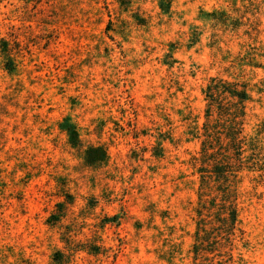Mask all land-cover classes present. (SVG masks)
Instances as JSON below:
<instances>
[{
  "label": "rangeland",
  "instance_id": "374dc122",
  "mask_svg": "<svg viewBox=\"0 0 264 264\" xmlns=\"http://www.w3.org/2000/svg\"><path fill=\"white\" fill-rule=\"evenodd\" d=\"M1 40L0 264L201 262L217 192L200 134L218 102L241 108L205 96L212 78L247 85L243 135L264 165V0H0ZM238 175L233 243L264 264V176Z\"/></svg>",
  "mask_w": 264,
  "mask_h": 264
},
{
  "label": "trees",
  "instance_id": "16d2710c",
  "mask_svg": "<svg viewBox=\"0 0 264 264\" xmlns=\"http://www.w3.org/2000/svg\"><path fill=\"white\" fill-rule=\"evenodd\" d=\"M213 15L214 13H206ZM0 52L4 59V67L7 71L15 70L14 62L7 51V43L1 40ZM204 94L209 100L221 98L223 95L235 99L241 108L237 110H226V106L223 103H219V111L217 114L223 116V119H218L215 122L214 127L209 128L206 124L203 127L202 140V153L205 158L211 162L212 174L216 182L217 198L214 203L216 208V228L215 238L210 241H204L206 244L201 245L197 241L193 245V253L200 256L201 262L195 264H242V255L237 249V244L233 243L234 240H238L242 246L244 241L242 234L243 232L239 228L240 220L238 218V206L236 202V184L239 182L237 178L239 172L246 171H257L259 176L263 177L264 165L262 167H256L260 164V159L257 157V149L253 150L251 147L256 148V140L246 138L243 135L242 129V116H244V103L250 100V94L248 92L247 85L239 82H225L222 79L212 78L210 84L206 85ZM209 108L206 109V116L209 118ZM70 117H64L59 123V128L62 130L70 144L75 145L78 143V133L75 129V124L70 123ZM66 124V125H65ZM247 142V143H245ZM92 151L101 152L99 159H93L94 163H106L108 154L103 146L98 145L97 147H91ZM248 148V149H246ZM250 153L244 156L246 152ZM89 154L92 156V151L88 149ZM87 151V152H88ZM86 153V152H85ZM234 156V159H233ZM89 157V158H91ZM249 159L246 163L243 161ZM234 160V162H233ZM233 162V163H232ZM237 168V169H233ZM232 168V169H230ZM256 168V169H255ZM202 170V174L205 173ZM203 176V175H202ZM203 179V177H202ZM224 241L229 242V248L225 250ZM211 245L215 250L214 258L210 261L206 253H211L210 249L205 246ZM237 250V255L234 256L233 251ZM237 257V260L235 258Z\"/></svg>",
  "mask_w": 264,
  "mask_h": 264
}]
</instances>
